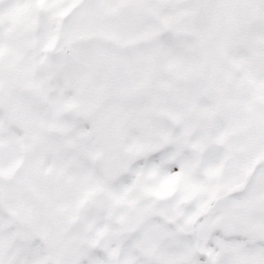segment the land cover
I'll return each instance as SVG.
<instances>
[{
	"label": "snow or ice",
	"instance_id": "obj_1",
	"mask_svg": "<svg viewBox=\"0 0 264 264\" xmlns=\"http://www.w3.org/2000/svg\"><path fill=\"white\" fill-rule=\"evenodd\" d=\"M0 264H264V0H0Z\"/></svg>",
	"mask_w": 264,
	"mask_h": 264
}]
</instances>
